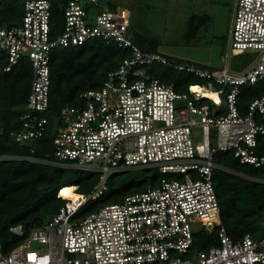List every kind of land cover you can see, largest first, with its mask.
I'll return each instance as SVG.
<instances>
[{
	"label": "built area",
	"instance_id": "built-area-1",
	"mask_svg": "<svg viewBox=\"0 0 264 264\" xmlns=\"http://www.w3.org/2000/svg\"><path fill=\"white\" fill-rule=\"evenodd\" d=\"M51 6V0H26L21 22L0 25V50L8 57L4 71L27 57L33 72L19 126L10 132L16 142L47 132L54 49L101 38L130 49L131 57L100 88L81 93L83 105L63 108L52 128L53 153L21 157L88 172L97 184L76 201L60 197V191L64 204L41 227H10L23 241L6 253L0 240V264H264V237L248 233L235 240L228 234L214 186L215 170L223 168L214 162L218 152L264 167V153L256 150L264 135V94L250 101L245 115L238 106L243 86L264 81V0L236 2L231 46L258 53L245 73L196 69L142 50L128 35L129 11L111 9L107 0H68L62 29L53 35ZM155 63L206 84L178 91L175 82L147 73L145 67ZM196 128L202 141L195 140ZM138 168L173 177L79 216L81 207L108 191L111 177ZM217 225L219 244L187 257L195 232Z\"/></svg>",
	"mask_w": 264,
	"mask_h": 264
},
{
	"label": "trees",
	"instance_id": "trees-1",
	"mask_svg": "<svg viewBox=\"0 0 264 264\" xmlns=\"http://www.w3.org/2000/svg\"><path fill=\"white\" fill-rule=\"evenodd\" d=\"M25 1L19 4L0 1V25L11 26L21 22ZM107 1L111 9L119 7L116 2ZM67 2L68 0H51L53 35L62 27ZM131 14L129 11V30L134 27L130 20ZM199 17L192 13L188 19L189 24L195 27ZM193 29H190L191 33ZM153 39L150 40V51H155L158 46V39ZM135 44L143 48L142 43ZM129 57L130 49L107 44L101 38L90 39L78 46L54 49L50 62V106L45 112L49 119L47 132L42 138L20 144L12 139L10 132L19 126L21 107L25 105L31 87L32 65L27 57H22L10 71H4L8 57L6 52L0 50V157H13L0 158V240L4 252L8 253L23 241V237L12 233L10 227L20 224L26 230L41 227L64 204V200L58 197L60 191L77 193L78 185L77 194L88 193L97 184V176L88 172L76 168L66 170L57 165L21 157L44 159L53 153L52 128L58 122L63 108L83 105L81 93L100 88L108 73L117 69L120 62ZM146 67L148 74L157 76L163 82H175L176 89L181 92L187 91L189 86L202 84L194 81L190 72L178 71L162 64ZM263 94L264 81L255 86L242 87L238 97L241 113L245 115L250 101ZM256 150L264 153V135L258 138ZM214 162L223 167L215 170L214 186L220 203L222 224L228 234L235 240L248 233L255 238H263L264 224L261 221L264 220V182L255 178L264 179V167L257 168L244 163L235 159L230 152L216 153ZM138 169L124 172L127 176L119 180L116 176L111 177L108 191L97 201L88 202L81 207L79 216H85L108 203L119 202L125 195L156 186L163 178L173 177L162 174L158 168ZM150 170H154V173L146 176L144 172ZM133 172L144 176L137 179L138 176L133 175ZM218 229L217 225L212 228L202 227L196 231L194 245L186 256H191L196 250L218 245Z\"/></svg>",
	"mask_w": 264,
	"mask_h": 264
},
{
	"label": "rangeland",
	"instance_id": "rangeland-1",
	"mask_svg": "<svg viewBox=\"0 0 264 264\" xmlns=\"http://www.w3.org/2000/svg\"><path fill=\"white\" fill-rule=\"evenodd\" d=\"M0 1L19 4L24 0ZM111 1L116 2L120 8L131 11L130 20L134 27L129 30L128 35L135 43H142L143 48L139 47L144 51L162 54L173 62L196 69L210 71L226 69L234 73H245L255 64L258 57L256 52L238 51L231 46L229 30L234 19L237 0ZM192 13L200 16L195 27L188 22ZM61 29L62 27L55 33L59 34ZM190 29L194 31L191 33ZM154 37L158 39V46L155 51H150V40H154ZM145 69L147 70V67ZM191 75L194 81L202 83L200 85L206 84L204 79L200 81L201 78L194 74ZM195 130L197 131L195 140L202 141L201 128ZM124 172L114 176L119 180L127 176ZM136 172H133V175L140 179L143 174H136ZM153 173L154 170L144 172L146 176ZM261 222L264 224V220ZM196 226L199 227L200 224ZM34 245L39 244L35 242Z\"/></svg>",
	"mask_w": 264,
	"mask_h": 264
},
{
	"label": "bare ground",
	"instance_id": "bare-ground-1",
	"mask_svg": "<svg viewBox=\"0 0 264 264\" xmlns=\"http://www.w3.org/2000/svg\"><path fill=\"white\" fill-rule=\"evenodd\" d=\"M195 90H198V89H195ZM59 195H60V197H63L65 199H69V200H74V201H76L79 198V194L74 193L70 190L63 191L62 193L60 192Z\"/></svg>",
	"mask_w": 264,
	"mask_h": 264
}]
</instances>
